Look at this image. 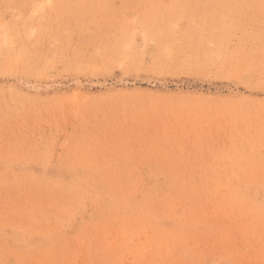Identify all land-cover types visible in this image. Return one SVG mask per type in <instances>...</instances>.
<instances>
[{
    "label": "rangeland",
    "instance_id": "1",
    "mask_svg": "<svg viewBox=\"0 0 264 264\" xmlns=\"http://www.w3.org/2000/svg\"><path fill=\"white\" fill-rule=\"evenodd\" d=\"M0 264H264V0H0Z\"/></svg>",
    "mask_w": 264,
    "mask_h": 264
}]
</instances>
